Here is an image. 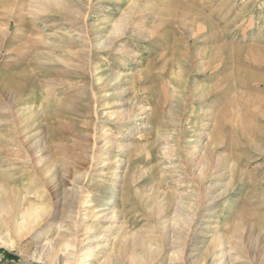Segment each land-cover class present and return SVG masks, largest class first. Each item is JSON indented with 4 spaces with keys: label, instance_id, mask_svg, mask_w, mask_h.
<instances>
[{
    "label": "rangeland",
    "instance_id": "374dc122",
    "mask_svg": "<svg viewBox=\"0 0 264 264\" xmlns=\"http://www.w3.org/2000/svg\"><path fill=\"white\" fill-rule=\"evenodd\" d=\"M34 1L0 0V173H6L4 182L29 193L30 201L43 203L51 212L54 206L73 202L69 189L75 176H81L82 204L87 203L79 209L78 260L74 257L71 262L48 256L57 234L40 235L36 228L19 235L0 212V264H101L102 254L96 247L117 238L118 226L129 235V248L108 264H131L132 256L138 254L143 255L141 264H264L260 234L264 226V133H258L260 128L264 131V118L249 115V105L258 100L259 93L264 101L262 86H256L251 76H264V65H258L249 53L251 46L264 48V0H63V7L45 3L43 9L35 7L39 4ZM195 27L205 30L190 36ZM222 59L226 60L223 64ZM194 60L201 62L198 67L203 72L188 70ZM169 78L188 95L196 82L211 88L224 78L228 81L227 98L211 94V115L201 120L202 107H196L193 121L197 131L216 130L219 146L211 159L228 169L223 179L212 183L221 185L213 195L225 193L223 199L179 208L178 216L172 204L167 206L166 230L165 215L156 211L157 202L169 204L179 188H189L187 192L196 195L200 187L193 179L198 169L186 163L194 141L189 131L195 128L190 123L193 107L182 113L185 102L191 106L188 99L181 100L175 112L168 101L164 104L161 90H172ZM15 79L32 86L24 100L32 107L35 136L41 140L51 174L29 165L27 147L16 146L19 109L27 106L15 97L10 83ZM120 112L135 116L122 124ZM244 127L248 133L242 132ZM159 135L163 138L154 149L161 148L148 161L146 148ZM168 144L179 150L176 160L163 155ZM180 159L188 167L186 174ZM125 181L127 193L121 190ZM157 195L160 198L155 199ZM115 207L118 222L105 218ZM209 224L214 229L205 241L211 235H225L234 247L230 258L199 256ZM91 235L101 240L90 244ZM142 241L158 254L150 257ZM89 247L93 250L87 251ZM3 250L17 260L6 257Z\"/></svg>",
    "mask_w": 264,
    "mask_h": 264
},
{
    "label": "bare ground",
    "instance_id": "6f19581e",
    "mask_svg": "<svg viewBox=\"0 0 264 264\" xmlns=\"http://www.w3.org/2000/svg\"><path fill=\"white\" fill-rule=\"evenodd\" d=\"M62 1L63 0H35L34 2H37L40 6L39 5L38 6L34 5V6L35 7H39L40 9L45 8V6L58 8V7H63L64 6ZM45 3H46V5H45ZM56 8H55V10H56ZM14 18H16V16H14ZM186 18H187L186 16L182 17L183 20H186ZM204 30H205V28L199 29L198 27H195L194 29H192V31H190V36L197 37V35L200 34ZM223 49H227V48H225L223 46ZM255 49H257V50H255ZM249 50H250L249 53L254 57V60L255 61H259L260 64L258 63V65H264V48L263 49L262 48H255V47L251 46L249 48ZM124 52H126V54H128L127 53L128 51L125 50ZM171 53H172V51H171ZM129 54H131V53H129ZM224 54H227V53H224ZM201 56H202V54H201ZM223 56H225V55H223ZM197 59H198V56H197ZM226 60H228V59L226 58ZM226 60L223 61V59H222L221 64H223V62H225ZM177 61H178V59H177ZM214 62H215V60H214ZM186 63H188V62H186ZM190 63H191V66L189 67L188 70L192 71V70H194V68H196V70H194L195 72H200V71L203 72V70H201L202 67H200V68L198 67L201 64V62H199L197 60H194L193 62H190ZM177 66L180 67V65H177ZM184 68L185 67H183V70H184ZM173 69L175 71L174 66H173ZM178 70L179 69H177V72H178ZM181 71L179 70V72H181ZM186 71L187 70L185 68V72ZM182 73H183V71H182ZM175 74H174V76H175ZM177 74L179 76L182 75V77H183V74H180V73H177ZM172 75L173 74H171V76ZM178 75H177V78H179ZM186 75H188V74H186ZM247 75H248V73H247ZM174 76L172 78H174ZM251 76L254 78L253 81H255L256 86H258V85L262 86L261 90L264 91V76H261V75H259V76L251 75ZM175 78H176V76H175ZM114 80H116V79H112L111 81H114ZM169 80H170V84L172 85V90H169L166 87H163L162 90H161L163 92V94H164V96H163L164 104H166V102L168 101L170 103V107H172V109H173V112H175L176 110L178 111V109H180L179 108V106L181 105L180 101L182 100V102H183L184 99H188V102L190 101L189 103H191V106L184 101L185 103L183 102L184 103V107L182 106L183 107L182 108V113H187V108L186 107H189V108L193 107L192 108V115H190V123H194L193 122V121H195L194 114L196 113L195 111H196V109L198 107H202L199 110V112H198V113H200L201 120L205 121V119L208 118L211 115L212 111H211V113L209 112L210 107H211L210 106V100L212 98L211 94L212 95L215 94L217 96L216 99H221V98H224V97L226 99L227 98V93L229 92V91L227 92V89H226V85H227L228 81L225 78L222 79L221 82H219V84L215 83L216 85L214 84V86L211 87V88H210V86H207L206 84L196 82L195 86L191 85L193 87L191 89V94L190 95L187 94L188 92L187 93L184 92L185 90H183L184 93H182V90H180V88L182 86L178 87L175 83H172L174 81L171 82L170 78H169ZM239 81L241 82L240 79H239ZM179 82H178V84H179ZM192 82H193V80H192ZM10 83L12 84V87H13L14 91L16 92L15 97H17V101L18 102L20 101L19 103H22V102L26 103V106H27L29 103L25 102V100H24L25 97H26L25 93H28V91H31L32 90V88H31L32 86L30 87L29 85H24L23 83H21V81L20 82L16 81V79H15V81L13 83L12 82H10ZM190 84H192V83H190ZM240 86L242 87V84H240ZM231 88H232V85H231ZM231 91H232V89H231ZM259 94H261V93H259ZM259 94L257 95L258 97L260 96ZM250 96L253 98L255 95L253 96V94H252ZM258 97H257L258 100H256L255 102L251 103V105H249V106H251L250 109H249L250 110L249 115L251 117H253V118H256V117L257 118L258 117L264 118V107H260L262 105L261 103L264 102V101H262L263 99L262 100L259 99L260 97H262V95L259 98ZM246 98H247V95H246ZM235 100H237V99L235 98ZM247 101H249V99H247L245 102L247 103ZM235 102L238 103V101H235ZM240 104H242V103L240 102ZM248 104H250V103L248 102ZM248 104L247 105L245 104V107L246 106L248 107ZM157 107H158V104H157ZM31 108H32L31 106H27V107H22V108L19 109L18 118L21 117V120L19 121V123H17V126L19 127L17 134H18L19 137H17L16 146H19V145L26 146L27 149H28L30 158H31L29 160V165L41 168L47 174V173H49V170H48V167L45 165L46 162H47L46 155L44 154V149L42 147L41 140L38 139L35 136V133L37 131V129H36L37 125L32 123L33 116H32V112H31ZM242 109H243V107H242ZM180 111L181 110H179V112ZM129 112H130V110H129ZM142 112L143 113L146 112V109H143ZM122 115L124 116L123 112H120V121H119V123H122V124L129 122L131 117L135 116V114H133L131 116L129 115L128 117L124 116V119H122V117H123ZM198 117H199V115H198ZM240 118H241V116H240ZM246 118L249 119V117H246ZM249 121L252 122V119L249 120ZM176 123L180 124L178 121H176ZM216 124H217V120H216ZM222 124L224 125V123H222ZM251 124H250V126H251ZM14 125H15L14 128H16V120H15ZM194 125H195V128L192 127V128L189 129L190 134L192 136V139L194 141L192 143V148L188 151V158H186V163H188V165H190L192 168H197L198 169V172L194 171V174H195L194 177L195 178L193 177V179H195L200 184V187L198 189L199 191L195 195L194 191L193 192H187V190L189 188L186 189V190H183V191H181L182 188H179L178 189L179 190L178 193H174L173 194V198H172V200H171V202L169 204L165 203L162 200L160 202H157L158 206H157V210L156 211H157L159 216H161L164 213H166L165 208H167V206H170L171 204H172L171 206L173 208V211H174L175 215L178 216L179 215V210H178L179 208L185 209L188 206L190 207L192 205L195 206V208H196V206H198V202L201 203V204L202 203L206 204L210 200L212 202V200H216L217 198H220V197L223 199L226 196L225 193H221L218 196H214L213 195L214 192H215V189L216 188L218 189L221 185L220 184L213 185L212 183L214 181H217L219 178H222V177L224 178L225 177V171H226V169H228V166L224 167L223 165L220 164V162H218V164L214 165L213 164V159H211L212 158L211 154L214 153V152H217V148L219 146V137H217L218 135L215 136V134H216L215 131L216 130L214 132L212 131L214 134L211 131H210L209 134H207L204 131H197L196 123H194ZM201 125L202 126H200V127H203V124H201ZM226 125H227V123H226ZM217 126L218 125H216L215 127H217ZM178 127H179V125H178ZM219 127H221V130H224V129H222V126L220 124H219ZM252 127H253V124H252L251 128ZM254 128L255 127H253V129ZM242 129H243V131H242L243 133H245V131L247 133L249 132V131H247V129L245 127L242 128ZM258 133L262 135L264 133L263 129L262 128L258 129ZM162 138H163V135H161V136L159 135L158 138H157V141L154 142L152 146H149V147L146 148L145 152H146V155L148 156V161H149V159L152 158L151 156H152L154 151L160 150L161 146L157 145L158 147H156L155 149H154V146H156L157 143L158 144L161 143L160 139H162ZM221 145H223V144H221ZM165 146H166V144H165ZM27 149H25V150H27ZM164 149L167 152H164L163 155L167 154L168 157L173 158V159L176 160V155H177V152L179 150L177 149V151H176V149L174 148V145L168 144V147H164ZM144 156L145 155H143V157ZM144 158H146V156ZM138 161L140 163L142 160H138ZM180 161L182 162V164H184V161H182L181 159H180ZM135 163H137L136 160L134 161V164ZM180 167H181V169L184 170L183 173L186 174V171H187L188 167L185 164H184L183 167L182 166H180ZM20 168H21V165H20ZM32 168H34V167H32ZM132 168H134V167H132ZM189 169H190V167H189ZM5 174L6 173H0V212L4 213L7 216L8 221L13 225L14 231L17 234H19V235L20 234L27 235L31 230H34V229L37 228V232H39L40 235H47V236L49 235L50 236V235H53V234H57L58 235L57 241L53 242L52 246H50L49 251H48V256L50 258L62 256V257L65 258V260H67V262H71L74 259V257H75V259H77V255L75 253V250L77 248V245L79 244L78 241L80 240V236H81L80 227H81V223H82L81 215H80L81 210H79V209L85 203H87V202H84V204H82L83 193H82V188L80 187V184L82 183V181H81L82 177L81 176H75L74 182L71 183L72 187L69 190L73 194V198H74L73 202L69 206H66V204L62 203L64 205L61 208L58 205L54 206L53 209H52V212H51V211H48V206H45L43 203L41 204V206H39V205H36V202L33 203V201H30L29 200L30 198H28V195H27L29 193L24 194L21 191L22 189L21 190H19L18 188L15 189L14 187L10 186L8 184V182L7 183L4 182V180H6V179H4V177H2V176H4ZM49 174H51V173H49ZM15 175L16 174L13 173V175H12L13 179L15 178L14 177ZM1 181H3V182L1 183ZM187 182H189V181L187 180ZM126 183H128V182L125 181L124 186L121 187V190H123V193H124V191H125V193L129 192L128 191V185ZM179 187H181V186L179 185ZM158 191H159V189H158ZM107 193L105 195H108ZM114 194H116V192ZM159 195H157L158 197H155V199L156 198H160ZM124 196H126V195H124ZM101 197H102V195H101ZM108 197H106V198H108ZM109 198H111V197H109ZM124 199H125V197H124ZM153 199L154 198L152 197L151 200H153ZM104 203H105V201H104ZM116 209H117L116 207L113 208V209H109L110 212L108 213V215H106L105 218L109 219V220H112V221H117L118 219H117V215H116ZM213 213H217V212H213ZM164 215H165L164 218H166V219L163 221V225L165 226V228L167 230V229H169V227L167 226V222L169 221V219H168V215L167 214H164ZM2 216H3V214H2ZM85 216H86V218H88L90 215L85 214ZM208 221H210L211 223L213 222L211 219L208 220ZM212 225L213 224H209L204 229L205 232L203 234V240L200 242L202 246H200L198 248L199 250L201 249V251L199 253L200 254L199 256L203 257V256H206V255H210V256L213 257V256L217 255V256L220 257V259H223V261H224L227 258H230V254L234 250V247H233V244L230 243V240H228L226 238V236L223 235V234L222 235L220 234L218 236L211 235L210 236L211 239L208 240V241H205L206 238H209L208 235L211 234L213 229H214L212 227ZM117 229L121 230V232H120V234L118 235L117 238H115L114 240L109 241V243L107 245H104V246L100 245V246L96 247L97 248V252H100V254H102L101 257H102L103 261H102L101 264L112 263L114 261V259L117 258L121 254L122 251L124 253V250H126L127 247L129 246V242H130V238L128 237L129 235L127 236V233H123L122 232L123 231L122 226H118ZM215 229H217V227ZM260 234H261V237L264 240V226L260 229ZM97 239L101 240L100 238H96V237L91 235L89 237V243L92 244V242L97 240ZM139 239H141V238H139ZM135 240H137V242L139 241L138 238L135 239ZM142 240L144 241V238H142ZM143 241H142V245L147 250H149L150 254L149 253L148 254L150 255V257L155 255L156 253L158 254V251H152L153 250L152 247L148 246L146 241L145 242H143ZM120 245L122 247L121 249H120ZM91 250H93L92 247L87 248V251H91ZM60 254H62V255H60ZM138 255H140V254H138ZM138 255L132 256L131 264H141V263H143L141 261L143 255L141 254L142 255L141 258ZM125 256H126V254H125ZM232 256L233 255H231V258H232ZM200 257H199V259H200ZM203 261H205V260H203Z\"/></svg>",
    "mask_w": 264,
    "mask_h": 264
},
{
    "label": "trees",
    "instance_id": "16d2710c",
    "mask_svg": "<svg viewBox=\"0 0 264 264\" xmlns=\"http://www.w3.org/2000/svg\"><path fill=\"white\" fill-rule=\"evenodd\" d=\"M3 252V254L6 256V257H8V258H10V259H13V260H17V257L15 256V255H13L12 253H9V252H7V251H2Z\"/></svg>",
    "mask_w": 264,
    "mask_h": 264
}]
</instances>
